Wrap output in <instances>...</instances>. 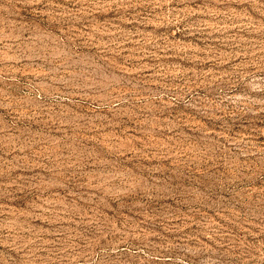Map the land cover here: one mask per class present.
<instances>
[{
	"label": "rangeland",
	"instance_id": "rangeland-1",
	"mask_svg": "<svg viewBox=\"0 0 264 264\" xmlns=\"http://www.w3.org/2000/svg\"><path fill=\"white\" fill-rule=\"evenodd\" d=\"M0 264H264V0H0Z\"/></svg>",
	"mask_w": 264,
	"mask_h": 264
}]
</instances>
